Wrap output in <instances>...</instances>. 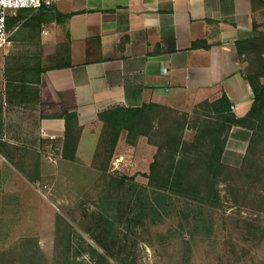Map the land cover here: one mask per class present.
Returning <instances> with one entry per match:
<instances>
[{
  "label": "crops",
  "instance_id": "0c3cea01",
  "mask_svg": "<svg viewBox=\"0 0 264 264\" xmlns=\"http://www.w3.org/2000/svg\"><path fill=\"white\" fill-rule=\"evenodd\" d=\"M254 23L264 32V0H57L10 13L0 42V196L20 198L26 181L14 150L49 165L51 150H63L70 113L69 131L79 132L74 160L84 164L100 138L98 114L113 107L190 112L225 96L244 117L253 93L235 42L250 39ZM250 137L232 127L222 163L232 164L230 151L243 154Z\"/></svg>",
  "mask_w": 264,
  "mask_h": 264
},
{
  "label": "rangeland",
  "instance_id": "374dc122",
  "mask_svg": "<svg viewBox=\"0 0 264 264\" xmlns=\"http://www.w3.org/2000/svg\"><path fill=\"white\" fill-rule=\"evenodd\" d=\"M194 108L178 114H187V120L192 122L196 118ZM172 117L168 116L164 123ZM183 134L184 140L192 141L191 124L185 126ZM122 135V149L116 151V144L109 157L102 147V127L91 164L62 160V151L51 150L53 159L42 166L38 154L14 150L16 168L26 181L22 180L20 198L0 196V264H66V256L87 262L91 250L102 253L93 238L108 241L101 229V214H112L116 232L122 229L115 241L125 246L121 258L130 263L264 264L263 138L254 144L248 142L237 158L234 151L229 152L227 160L232 164H224L229 169L218 187L221 202L211 213L213 232L208 237L195 234L191 252L184 258L185 237L178 233L176 237L159 238L165 237L169 229H176L178 217L155 226L144 223L128 229L126 221L118 218L122 212H131L129 188L147 185L156 153L151 143L158 141L152 138L150 142L141 136L138 140L144 138L146 143L131 149L124 146L129 145L126 133ZM26 176L35 181L29 182Z\"/></svg>",
  "mask_w": 264,
  "mask_h": 264
},
{
  "label": "trees",
  "instance_id": "16d2710c",
  "mask_svg": "<svg viewBox=\"0 0 264 264\" xmlns=\"http://www.w3.org/2000/svg\"><path fill=\"white\" fill-rule=\"evenodd\" d=\"M61 18L66 19V16ZM257 28L258 25L254 23L252 37L235 42L238 56H244L247 62L243 75L253 93L252 105L244 117L237 118L231 112L225 96L195 106L193 113L196 118L192 122L187 120V114L179 115L174 109L152 103L135 108L117 106L98 114L103 124L102 147L109 157L122 132L126 133L125 141L129 145H134L141 136L150 142L152 138L158 139L151 143L156 147V153L149 167L147 185L129 188L127 198L131 202V212L127 215L122 212L118 218L126 221L125 227L128 229L144 223L148 227L155 226L166 219L178 217L176 229H169L165 237L159 238L176 237L178 233L185 237L182 240L185 241L184 258L191 252V239L195 234L208 237L213 232L211 213L220 205L218 187L225 180L222 175L229 169L221 158L230 129L237 126L249 130V144L264 139V84L261 83L264 78V32ZM196 46L199 45L194 44ZM170 115L173 117L164 123ZM64 119L66 132L62 156L73 161L79 132L75 134L69 131V121L75 122L76 114H67ZM157 121L160 123L156 124ZM189 124L194 133L191 142L184 140L183 136L185 126ZM25 178L29 182L35 181L27 176ZM101 215V229L108 241L103 242L97 237L93 240L102 253L91 250L92 256L87 262L70 260L66 256V264H134V261L130 263L121 258L126 248L115 241L122 229L116 232L112 214Z\"/></svg>",
  "mask_w": 264,
  "mask_h": 264
},
{
  "label": "built area",
  "instance_id": "2783aa9c",
  "mask_svg": "<svg viewBox=\"0 0 264 264\" xmlns=\"http://www.w3.org/2000/svg\"><path fill=\"white\" fill-rule=\"evenodd\" d=\"M57 0H0V42H6V21L10 13L18 10L51 8ZM231 110L233 107L230 108Z\"/></svg>",
  "mask_w": 264,
  "mask_h": 264
}]
</instances>
